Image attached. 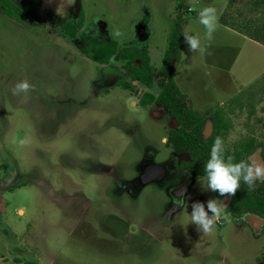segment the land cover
<instances>
[{"label":"rangeland","instance_id":"obj_1","mask_svg":"<svg viewBox=\"0 0 264 264\" xmlns=\"http://www.w3.org/2000/svg\"><path fill=\"white\" fill-rule=\"evenodd\" d=\"M257 2L42 0L31 3L37 17L16 19L0 0V264H262L259 214L235 220L224 211L205 235L189 215L193 202L220 199L205 179L190 185L183 174L181 202L160 178L141 176L147 164L184 159L172 160L165 145L177 127L168 110L142 104L145 92L160 91L159 69L179 16L177 86L211 125L221 112L229 124L225 149L253 140L246 159L264 157V51L234 35L264 27ZM207 7L216 10L211 39L199 22ZM81 15L83 29L94 23L119 48H147L154 86L131 80L118 55L108 64L86 57L82 30L75 38L64 30ZM186 32L202 38V51H189ZM258 36L264 40V32ZM24 80L34 90L13 95Z\"/></svg>","mask_w":264,"mask_h":264},{"label":"trees","instance_id":"obj_2","mask_svg":"<svg viewBox=\"0 0 264 264\" xmlns=\"http://www.w3.org/2000/svg\"><path fill=\"white\" fill-rule=\"evenodd\" d=\"M31 3L40 5L42 0H30ZM258 5L264 6V0H258ZM256 4V6H257ZM182 6V5H179ZM5 13L8 16L20 19L23 15L38 16L37 10L28 2H23L20 6H14L9 0H5ZM183 18L179 16L175 27L171 30L167 48L164 51L162 66L159 69L161 78L159 79L160 91L157 96L145 92L142 104L157 103L165 107L170 116L177 124V128L170 130L168 136V145L177 152L186 153L190 160L182 164L183 168H190L196 175L205 178L204 166L206 165L211 148L217 137L224 139L229 130L228 122L222 117L221 112L217 111L212 114L213 130L209 139L205 140L203 136V126L205 118L193 109L188 98L179 89L175 82L176 64L181 59L182 47V24ZM264 28V27H263ZM258 29L255 39L264 44V40L258 36L259 32L264 29ZM79 34L82 52L89 59L99 63L108 64L113 56L118 55L125 60L123 68L128 72L130 78L140 82L147 88L154 86L156 70L150 64V56L147 48H119V44L114 40H105L99 31L98 26L94 23L89 24L83 29V16L81 15L77 24H66L65 32L72 38ZM125 88L132 89L129 83ZM254 150L253 140L245 144H240L234 150L225 149V155H231L235 161L245 160L246 156ZM218 194V193H217ZM219 196V195H218ZM223 196H219L222 198ZM232 201L226 208V211L240 217L245 211L260 214L264 218V183L257 181L254 190L241 181L240 188L236 195L231 197ZM264 264V254L260 258ZM30 264V263H27Z\"/></svg>","mask_w":264,"mask_h":264},{"label":"clouds","instance_id":"obj_3","mask_svg":"<svg viewBox=\"0 0 264 264\" xmlns=\"http://www.w3.org/2000/svg\"><path fill=\"white\" fill-rule=\"evenodd\" d=\"M199 22L207 30L206 38L211 39L215 30L216 10L212 7L204 8L200 12ZM185 43L189 51H202V38L190 33L184 34ZM34 90L28 81H18L12 89L13 95L21 92L27 93ZM207 190L218 193L219 196L231 198L236 195L243 181L250 190H254L256 182L264 183V157L250 156L245 160L235 161L231 155H225V146L222 138L217 137L210 152L209 159L204 166ZM183 192H181L182 202ZM225 201L210 198L207 202L196 201L191 204V224L197 230L207 235L210 234L220 220L225 209Z\"/></svg>","mask_w":264,"mask_h":264},{"label":"flooded vegetation","instance_id":"obj_4","mask_svg":"<svg viewBox=\"0 0 264 264\" xmlns=\"http://www.w3.org/2000/svg\"><path fill=\"white\" fill-rule=\"evenodd\" d=\"M16 6V5H14ZM32 17H35L32 15ZM128 73V72H127ZM125 87V86H124ZM165 108V107H164ZM166 109V108H165ZM194 109V108H193ZM167 110V109H166ZM195 110V109H194ZM169 113V112H168ZM170 115V114H169ZM172 117V116H171ZM173 118V117H172ZM205 118V117H204ZM174 119V118H173ZM177 125V124H176ZM177 128V127H176ZM175 128V129H176ZM174 130V129H172ZM210 131L211 135H212V130H213V121H212V125L208 122L205 121L204 123V126H203V136H204V139L207 140L209 138H205V135L207 134V131ZM170 132V131H169ZM168 136H169V133H168ZM168 136H167V139H166V142H165V145L168 147V151L170 152V156L172 158V160L174 159V155H182L184 157V159H182L181 163L180 164H172L171 162H164L163 165H159V166H156L155 164H147L144 168H141L142 169V174L141 176L143 175V181H148L150 178H152V180L155 178L156 180H158L160 178V181L159 182H162V183H167V185L170 187L171 190H174V192L172 193H168L172 199L174 200H177L179 199V194H181V190H184L185 188L184 187H187L186 185V181L185 183L181 186L180 185H177V182L179 181L180 178H182L184 175H185V178L188 177L189 175V178H191L192 180H190V185L192 184V182H194V180L196 181H199V178H203L206 180V178H204L203 176H198L196 175L190 168H181L182 167V164L184 162H188L190 160L189 156L186 154V153H183V152H177L175 151L172 146L168 145L167 141H168ZM167 149V148H166ZM234 150V149H232ZM169 163L170 165L172 164V166L170 167L169 166ZM165 165V166H164ZM177 165V166H176ZM173 174L177 175L176 177L173 176ZM184 174V175H183ZM146 177H145V176ZM187 175V176H186ZM174 177V178H173ZM173 178V179H172ZM184 178V180H185ZM171 179V180H170ZM167 180V182H166ZM154 181V180H153ZM157 183V182H156ZM181 186V187H180ZM179 188H182L181 190ZM219 198V196H218ZM219 200H222V201H225V204H226V207L224 209V211L228 214V215H231V217H235V220H238V219H241V217H243L245 214H246V217H249V216H252V214H255V215H258L256 213H252V212H248V211H245L240 217H237V216H234V214H231L229 212L226 211V208L229 206V204L231 203L232 201V198H227L225 200V197H222L220 198ZM174 205V204H173ZM180 206V205H179ZM183 206V205H182ZM184 207V206H183ZM180 208H182L180 206ZM260 215V214H259ZM261 216V215H260ZM261 218H263L261 216ZM234 220V219H233ZM262 221V220H260ZM263 221H264V218H263ZM262 263V262H261ZM263 264V263H262Z\"/></svg>","mask_w":264,"mask_h":264},{"label":"crops","instance_id":"obj_5","mask_svg":"<svg viewBox=\"0 0 264 264\" xmlns=\"http://www.w3.org/2000/svg\"><path fill=\"white\" fill-rule=\"evenodd\" d=\"M240 0H227V2L230 4L234 3V4H239L241 5L242 1L243 3H246L248 5H251V0H242L241 2H238ZM11 2V1H10ZM28 3L31 4V1H27ZM13 4V3H12ZM14 5V4H13ZM32 5V4H31ZM252 6V5H251ZM235 15H237V13L235 12ZM232 17H234V9H232L230 11V18L231 20L233 19ZM234 35L237 37H240L241 39H243L244 41H246L247 43L251 44L252 46L250 47L251 50H254L256 48H259L261 50L264 51V45L261 42H258L255 40L256 37H254L252 34H248V33H244V32H237L236 30H234ZM234 69H235V65H234ZM129 75V74H128ZM130 77V76H129ZM132 80V78H131ZM134 81V80H133ZM238 81V80H236ZM138 82V81H137ZM242 86V85H241ZM132 90V89H131Z\"/></svg>","mask_w":264,"mask_h":264}]
</instances>
